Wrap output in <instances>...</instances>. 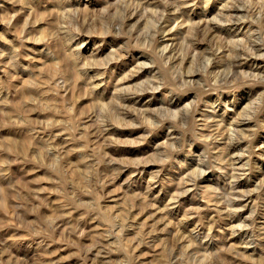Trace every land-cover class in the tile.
<instances>
[{
    "label": "rangeland",
    "instance_id": "374dc122",
    "mask_svg": "<svg viewBox=\"0 0 264 264\" xmlns=\"http://www.w3.org/2000/svg\"><path fill=\"white\" fill-rule=\"evenodd\" d=\"M169 1L0 0V264H264V0Z\"/></svg>",
    "mask_w": 264,
    "mask_h": 264
},
{
    "label": "bare ground",
    "instance_id": "6f19581e",
    "mask_svg": "<svg viewBox=\"0 0 264 264\" xmlns=\"http://www.w3.org/2000/svg\"><path fill=\"white\" fill-rule=\"evenodd\" d=\"M171 1V0H170ZM169 1V2H170ZM175 1V0H174ZM258 1H260V0H258ZM29 2V1H28ZM168 2V3H169ZM172 2V1H171ZM167 3V4H168ZM171 5V4H170ZM167 6V5H166ZM229 6V5H228ZM242 6V5H241ZM175 7V6H174ZM233 7V6H232ZM246 7V6H245ZM248 7V9H249V7L250 6H247ZM246 7V8H247ZM238 8H239V6H238ZM238 8L237 7H234L233 8V10H230V12H231V14H234V16L233 15H231L230 17H232V18H228V19H224V21L225 20H228V24H227V26H228V28H230L231 27V25L230 24H237V23H240L241 22V20H240V17L239 16H242V14L244 15V13H246V12H243L241 15H239L238 13H239V11H238ZM241 8V7H240ZM256 8V7H255ZM159 9V8H158ZM171 9H173V7L171 8ZM175 9H177V8H175ZM174 9V10H175ZM227 9V8H226ZM229 9H231V8H229ZM242 9V8H241ZM257 10H256V15L258 14V18L256 17V19L258 20L262 15H264V8H256ZM163 10H164V8H163ZM244 10V9H243ZM245 10H247V9H245ZM244 10V11H245ZM252 10V9H251ZM254 11V10H253ZM167 12V11H166ZM248 12H250V11H248ZM253 13V12H252ZM254 16V15H253ZM187 17V16H186ZM226 17V16H225ZM127 18V17H126ZM227 18V17H226ZM245 18V17H244ZM244 18H241V19H244ZM252 18V17H251ZM170 19V18H169ZM255 19V20H256ZM189 20V19H188ZM256 20V21H257ZM263 20V19H262ZM176 21V20H175ZM185 21H186V19H185ZM252 21H254V20H252ZM180 22V21H179ZM178 23V22H177ZM226 23V22H225ZM183 24V23H182ZM185 24V23H184ZM205 25H204V33L207 35H209L210 33H212V32H214V31H221L222 32V28H224V27H219V28H217V27H213V26H209V23H204ZM174 25H175V23H174ZM191 25V24H190ZM195 25H197V24H195ZM201 24L199 23L198 24V26H200ZM171 26H173V25H171ZM181 26V25H180ZM193 26V25H192ZM220 26V25H219ZM233 26V25H232ZM169 27V26H168ZM168 27H166V28H168ZM174 27V26H173ZM172 27V28H173ZM195 27V26H194ZM171 28V27H170ZM169 29V28H168ZM167 29V30H168ZM225 29V31H228L227 30V28H224ZM166 31V30H165ZM211 36V35H210ZM68 37V36H67ZM211 39V38H210ZM219 40V39H218ZM245 40V39H244ZM235 41V40H234ZM233 41V42H234ZM215 42V41H214ZM237 42V41H236ZM240 43V42H239ZM192 44V43H191ZM254 45V44H253ZM252 44L251 45H249L248 47H246L244 50H246V51H241L240 52V54L241 55H244V57L242 58L241 57V55L238 53V54H236L235 55V57H234V60H233V63L230 65L231 66V68H235V71H237L238 69H240V67H242L243 65H246L247 63L250 65V67L251 66H253L254 64H257V60H256V57L260 54L259 52H260V49L261 48H259L258 46H253ZM257 45V44H256ZM160 46V45H159ZM165 46V45H164ZM193 46V45H192ZM242 46V45H241ZM246 46V45H245ZM194 48V47H193ZM220 49V48H219ZM160 50H162V51H166L167 49L165 48H163V49H160ZM192 50V49H191ZM242 50V49H241ZM216 51V50H215ZM171 53V52H170ZM169 53V54H170ZM193 53V52H192ZM191 54V53H190ZM261 54H262V52H261ZM260 54V55H261ZM211 55V54H210ZM209 55V56H210ZM173 56V55H172ZM170 57V56H169ZM83 58V57H82ZM215 58V57H214ZM237 58V59H236ZM76 60V59H75ZM78 61V60H77ZM247 64V65H248ZM75 65V64H74ZM76 66V65H75ZM237 69V70H236ZM241 70V69H240ZM239 70V71H240ZM220 71V70H219ZM218 71V72H219ZM242 72V71H241ZM244 73V72H243ZM183 76V75H182ZM218 77V76H217ZM66 78V77H65ZM215 79H216V77H214ZM190 79V78H189ZM214 79V80H215ZM217 80V79H216ZM65 82H66V80H65ZM53 83H54V81H53ZM52 83V84H53ZM55 83H56V81H55ZM69 84V83H68ZM27 93H28V91H27ZM127 99L128 98H126L125 99V101H127ZM96 127V126H95ZM218 127V126H217ZM230 129V128H229ZM228 129V130H229ZM235 130V129H234ZM93 131V130H92ZM232 132V131H231ZM214 134V133H213ZM231 134L229 133V135H227V136H230ZM95 138V137H94ZM92 139V138H91ZM97 139H99V138H97ZM97 142V141H96ZM225 143V142H224ZM231 145V144H230ZM235 145V144H234ZM62 149V148H61ZM59 150V149H58ZM227 152V151H226ZM225 155H226V153H225ZM224 157V156H223ZM229 158H233L232 157V155L231 154H229ZM234 160V159H233ZM204 162V161H203ZM202 162V163H203ZM136 169H137V167H136ZM135 169V170H136ZM195 171H196V169H194ZM136 173V172H135ZM152 173V172H151ZM198 173H199V170H198ZM202 173V171L200 172V174ZM151 177H153L152 176V174H151ZM182 178V177H181ZM185 180V179H184ZM187 184V183H186ZM185 185V184H184ZM231 186V185H230ZM149 189V188H148ZM185 190V189H184ZM228 192V191H227ZM237 194V193H236ZM176 198V197H175ZM174 198V199H175ZM227 198H228V195H227ZM231 198V197H230ZM209 201V200H208ZM219 201V200H218ZM228 201V200H227ZM226 202V201H225ZM232 204V203H231ZM189 217V216H188ZM246 224V223H245ZM235 226V225H234ZM231 227V226H230ZM207 228H209V230H210V227H207ZM233 228V227H232ZM235 228V227H234ZM231 229V228H230ZM191 232V231H190ZM182 234V233H181ZM204 234V233H203ZM207 234V233H206ZM177 236V235H176ZM180 236V235H179ZM192 236V235H191ZM207 236V235H206ZM195 237V236H194ZM138 239V238H137ZM195 239V238H194ZM206 239V238H205ZM139 240V239H138ZM192 240H193V238H192ZM132 242V241H131ZM138 242V241H137ZM230 243V242H229ZM179 245V244H178ZM232 245V244H231ZM152 247V246H151ZM232 248V247H231ZM229 249V248H228ZM243 254V253H242ZM231 256V255H230ZM233 260V259H232ZM168 261H169V259H168ZM231 262V261H230ZM166 264V263H165ZM169 264V263H168Z\"/></svg>",
    "mask_w": 264,
    "mask_h": 264
}]
</instances>
